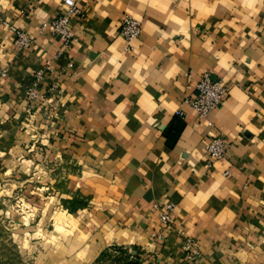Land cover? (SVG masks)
<instances>
[{
  "label": "crops",
  "instance_id": "obj_1",
  "mask_svg": "<svg viewBox=\"0 0 264 264\" xmlns=\"http://www.w3.org/2000/svg\"><path fill=\"white\" fill-rule=\"evenodd\" d=\"M76 2L86 16L63 49L40 27L64 0H0V187L45 162L64 173L60 197L83 195L75 212L139 248L144 264H264V0ZM124 15L141 22L129 43ZM15 28L35 36L32 48L15 49ZM38 71V91L61 86L55 108L27 98ZM203 73L227 93L198 117L185 99ZM213 134L229 142L221 159L205 150ZM40 184L47 203L52 180Z\"/></svg>",
  "mask_w": 264,
  "mask_h": 264
},
{
  "label": "rangeland",
  "instance_id": "obj_2",
  "mask_svg": "<svg viewBox=\"0 0 264 264\" xmlns=\"http://www.w3.org/2000/svg\"><path fill=\"white\" fill-rule=\"evenodd\" d=\"M26 172L1 183L0 264H133L139 248L112 231L96 234L86 212H75L83 195L75 193L70 203L60 197L62 171L35 162ZM43 177L53 184L47 203L35 195Z\"/></svg>",
  "mask_w": 264,
  "mask_h": 264
},
{
  "label": "built area",
  "instance_id": "obj_3",
  "mask_svg": "<svg viewBox=\"0 0 264 264\" xmlns=\"http://www.w3.org/2000/svg\"><path fill=\"white\" fill-rule=\"evenodd\" d=\"M64 10L52 21H43L40 32L49 31L52 35L60 38L63 49H69L75 37L71 31V22L74 18H84L85 11L78 5L76 0H64ZM119 34L128 43L136 39L141 32V22L129 15H124L119 23ZM35 36L22 28L14 29V46L18 52L26 51L35 44ZM47 67L50 62L47 61ZM7 75L5 69L0 70V80ZM43 79V71L35 73V80L26 87L25 92L30 102L41 105L46 109L55 108L60 101L62 92L61 86L57 81L52 82L48 88L38 91V87ZM227 93L226 85L219 79H212L209 73H203L195 84V92L187 97L185 101L195 111L198 117L207 115L211 110L221 105ZM177 114L182 115V112ZM228 139L220 134H213L205 143V150L209 159H221L226 154ZM171 205L166 204L158 212V217L162 225H168L171 222L169 213ZM199 243L197 240L186 237L183 242V248L190 258H195L199 253ZM151 264H160L152 261Z\"/></svg>",
  "mask_w": 264,
  "mask_h": 264
},
{
  "label": "trees",
  "instance_id": "obj_4",
  "mask_svg": "<svg viewBox=\"0 0 264 264\" xmlns=\"http://www.w3.org/2000/svg\"><path fill=\"white\" fill-rule=\"evenodd\" d=\"M146 259L142 256L141 251L136 253L135 259L133 260V264H144Z\"/></svg>",
  "mask_w": 264,
  "mask_h": 264
}]
</instances>
